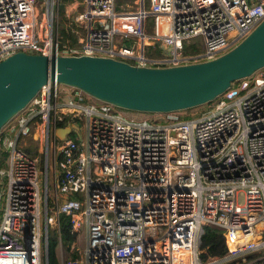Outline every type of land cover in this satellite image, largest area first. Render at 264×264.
Segmentation results:
<instances>
[{
  "label": "built area",
  "instance_id": "obj_1",
  "mask_svg": "<svg viewBox=\"0 0 264 264\" xmlns=\"http://www.w3.org/2000/svg\"><path fill=\"white\" fill-rule=\"evenodd\" d=\"M59 2L0 0V59L22 50L205 61L264 18V0H69L64 14L85 27L76 44L59 41ZM197 36L198 50L183 54ZM152 40L169 52L148 56ZM208 104L188 117H134L79 87L43 84L0 129V264H49L60 213L85 239L59 264H264V66ZM206 225L224 233V255L201 257Z\"/></svg>",
  "mask_w": 264,
  "mask_h": 264
},
{
  "label": "water",
  "instance_id": "obj_2",
  "mask_svg": "<svg viewBox=\"0 0 264 264\" xmlns=\"http://www.w3.org/2000/svg\"><path fill=\"white\" fill-rule=\"evenodd\" d=\"M57 9L64 10V3ZM263 66L264 18L217 57L178 65L139 66L100 55L17 50L0 59V129L48 81L79 87L125 109L164 112L209 103L232 80ZM69 130L60 127L56 134L62 138Z\"/></svg>",
  "mask_w": 264,
  "mask_h": 264
},
{
  "label": "trees",
  "instance_id": "obj_3",
  "mask_svg": "<svg viewBox=\"0 0 264 264\" xmlns=\"http://www.w3.org/2000/svg\"><path fill=\"white\" fill-rule=\"evenodd\" d=\"M64 2V1H63ZM71 20V19H69ZM70 24L72 22L70 21ZM59 41H67L71 40V30L70 26L66 25V27H62L59 22ZM64 35V36H63ZM61 39V40H60ZM73 41V40H72ZM152 42L148 45H151ZM147 45V46H148ZM161 46V45H159ZM199 43L196 41H185L183 43L182 47V53L185 55L195 53L198 50ZM146 53L148 56H154L151 52L150 46L147 47ZM205 109V108H203ZM202 109V110H203ZM196 114V113H195ZM194 114L187 115L191 116ZM57 125L63 126V122L59 121L57 122ZM1 154H0V162H1ZM52 196L48 195V204L50 205ZM60 236L61 240V246L67 251L68 258H74L76 256L77 250L74 249L75 246L71 249V245L74 244V242L77 239V232L72 231V225L70 220V215L66 213H60L59 214V227L52 228L49 230V237H48V262L49 264H59V257L57 253V247L59 243L58 237ZM200 249H201V257L206 258L208 256H221L225 254L227 251V246L225 243L224 235L222 233V230L211 226L206 225L204 227V231L201 235V241H200Z\"/></svg>",
  "mask_w": 264,
  "mask_h": 264
},
{
  "label": "rangeland",
  "instance_id": "obj_4",
  "mask_svg": "<svg viewBox=\"0 0 264 264\" xmlns=\"http://www.w3.org/2000/svg\"><path fill=\"white\" fill-rule=\"evenodd\" d=\"M41 1L42 0H34L36 6L38 8L40 6ZM62 1L68 2L69 0H62ZM81 7H82V4H80V6L78 7V9H81ZM59 21H60L61 28L62 27H66V25H68L70 27L78 28L77 29L78 31H80L83 34H85L84 24L81 23V22L79 23L78 21H73L72 19L69 20V18L66 15H64V10H59ZM70 21L72 22V24H70ZM71 37L72 38L74 37L73 36V33H71ZM192 41L198 42L199 43V46H201V41L202 40H201V37L200 36L193 37V38H191L189 40V42H192ZM61 42H62V40H61ZM127 42L130 43L131 40L128 39ZM151 42H152V44L151 45H148L147 47L150 46L151 52L153 54H167L169 52V48L168 49H165L163 46H159L160 45L159 44L160 42L158 40H152ZM76 44H79V42L77 41ZM62 86L67 87L66 85H62ZM208 105H209L208 103L200 104V105L195 106V107L193 106V107H189V108H185V109L176 110L175 113L178 114L180 117H187V115L195 114V113H196L195 115H199L202 112H205L207 108H209ZM203 108H205V109H203ZM201 109H203V110H201ZM125 111H126V113H128L129 115H132L134 117L160 118L162 116L158 112L136 111V110H129V109H126ZM237 199H238V201L240 203H243V200L244 199H243V195L242 194H239ZM84 239H85V226L82 225L80 231L77 234V239L74 242V246H76L79 249H81L80 248V245L84 242ZM57 251H58L59 258L62 259V260H65V258L68 255L67 251L62 246H60V245L58 246Z\"/></svg>",
  "mask_w": 264,
  "mask_h": 264
},
{
  "label": "crops",
  "instance_id": "obj_5",
  "mask_svg": "<svg viewBox=\"0 0 264 264\" xmlns=\"http://www.w3.org/2000/svg\"><path fill=\"white\" fill-rule=\"evenodd\" d=\"M72 5H75V2L74 3H72ZM80 6V4L79 5H76V8H78ZM43 8V7H42ZM64 15H66V14H64ZM78 28H75V27H70V30H71V33H73V38L75 39H71V40H69L70 42H77V41H79V39L80 38H82V37H84V35L85 34H83L82 32H80V31H78L77 30ZM76 35V36H75ZM73 40V41H72ZM202 110V109H201Z\"/></svg>",
  "mask_w": 264,
  "mask_h": 264
},
{
  "label": "clouds",
  "instance_id": "obj_6",
  "mask_svg": "<svg viewBox=\"0 0 264 264\" xmlns=\"http://www.w3.org/2000/svg\"><path fill=\"white\" fill-rule=\"evenodd\" d=\"M222 233H223V232H222ZM223 235H224V233H223ZM224 239H225V236H224ZM225 243H226V240H225ZM226 246H227V243H226ZM226 252H227V251H226ZM226 252H225V253H226ZM223 255H224V254H223Z\"/></svg>",
  "mask_w": 264,
  "mask_h": 264
}]
</instances>
